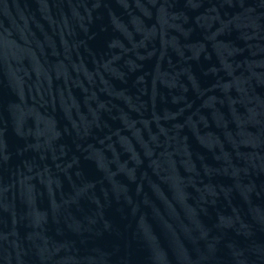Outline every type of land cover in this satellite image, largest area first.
Masks as SVG:
<instances>
[{
	"label": "water",
	"instance_id": "95a60500",
	"mask_svg": "<svg viewBox=\"0 0 264 264\" xmlns=\"http://www.w3.org/2000/svg\"><path fill=\"white\" fill-rule=\"evenodd\" d=\"M0 264H122L49 136L1 23Z\"/></svg>",
	"mask_w": 264,
	"mask_h": 264
}]
</instances>
